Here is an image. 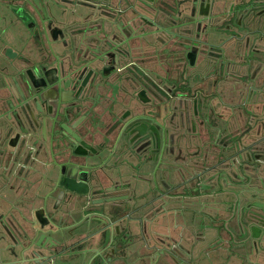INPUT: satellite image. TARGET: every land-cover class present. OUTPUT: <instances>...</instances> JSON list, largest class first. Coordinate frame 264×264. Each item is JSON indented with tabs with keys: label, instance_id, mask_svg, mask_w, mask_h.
<instances>
[{
	"label": "flooded vegetation",
	"instance_id": "flooded-vegetation-1",
	"mask_svg": "<svg viewBox=\"0 0 264 264\" xmlns=\"http://www.w3.org/2000/svg\"><path fill=\"white\" fill-rule=\"evenodd\" d=\"M141 1L0 0V228L23 223L21 247L38 233L36 249L11 264H225L222 240L237 236L221 237L223 206L261 209L251 199L241 204L237 192L236 203L216 205L211 195L234 192L226 175L218 171L210 185L201 179L226 163L237 171L242 152L248 164L262 154L225 114L239 116V80L252 78L234 68H256L245 59L244 33L264 15V0ZM84 3L100 15L83 12ZM146 33L157 34L151 50ZM200 50L205 76L190 58ZM35 161L47 172L33 181ZM252 174L244 176L249 190ZM48 185L30 211L32 191ZM7 191L29 198L13 201ZM73 194L90 201L65 206ZM239 226V238H256ZM60 240L49 258L46 249Z\"/></svg>",
	"mask_w": 264,
	"mask_h": 264
},
{
	"label": "rangeland",
	"instance_id": "rangeland-1",
	"mask_svg": "<svg viewBox=\"0 0 264 264\" xmlns=\"http://www.w3.org/2000/svg\"><path fill=\"white\" fill-rule=\"evenodd\" d=\"M138 1L140 2L141 0H138ZM82 5H83V9H82L83 12L93 14L95 10L97 15H100L101 11H97L96 7L93 8L92 6H89V3H84ZM146 9H149V8L146 7ZM156 15L157 14H155V16ZM252 41L253 39L251 38V36H248L246 45H249V48L247 49V53L249 57L248 58L245 57V59H249L252 57V59L254 60L253 65L256 66V68L251 70V66L249 63L247 66L243 64L244 65L243 67L234 68V69H237L239 74L241 71L242 73L246 71V74L251 75L252 78L251 80L250 78L239 80V86L241 87V84H242V91L244 90L243 95H240L239 98L237 96L236 98L237 100L235 102L238 107L237 113L239 114V116L234 115L232 113L230 114L228 112L227 114H225V119H226L225 122L228 123L231 119L234 118L233 120L235 122V126H237V128L240 130H243V131L247 130L246 135L250 134L249 136L245 138V141H248L249 137H251L253 144L255 142L259 143L258 149L263 150L264 149V47H262L263 50L261 47H259L256 51V49L250 48V46L252 47V45H254V43L252 44ZM208 46L209 45H206V48H208ZM227 55H228V50H227ZM261 62L263 66L261 69L258 70L257 75L254 76V73L258 69L257 67L261 64ZM149 66L151 70L155 69V66L153 63H151ZM167 70H170V69H167ZM162 72H164V70H162L161 73ZM175 72L173 74L179 77L180 81L182 80L186 81L187 77L185 73L183 72L175 73ZM240 154L239 155L241 157L237 159V164H239V162L241 164L240 169H237V171L234 170V166L236 164L233 166L230 165L231 163H227V165H224L225 168L228 170V174H230V176H236L239 173H244V175H248V173L250 172L254 173L252 175H258L256 174V171L257 172L260 171L261 173L260 176H264V164H262L263 166H260V168L255 167L256 163H254L253 166L245 165L244 163H246V161L244 159V154L243 152ZM253 155L254 157L256 156L255 153ZM260 176H258L257 179L253 178V182L256 183L257 180L259 181ZM227 194H230L228 196L225 194L227 200L233 199L231 203H236L238 201V196L235 192H231ZM254 198L257 199V197H254ZM260 199H261L260 201L264 202V196ZM262 207L264 208V206ZM227 208H228V205H226L225 210H222V213L225 214L223 216L224 218H222L221 221H219V223H216V224H217V227H220L221 229H223V233H221V237H223V235L225 237L228 236V238L237 236L236 237L237 240H233L231 242L226 241V239L222 240V243H223L222 256L223 258L226 259L225 264H264V246L261 245L264 242V229H261V234H260L261 240L260 238L259 240H256L254 238H249L247 240H244L241 235L239 238L238 235L239 233L242 232L241 227L239 225H242V227H245L247 225L248 220L252 218V217H248V215H252V214L250 212L249 213L246 212L245 214L242 213L241 218L237 222V220L233 217L236 216V210H238V208L235 210L233 208L231 209V211H228ZM256 210H259V209H256ZM258 214L263 217L261 213H258ZM257 219L259 221H262L260 216H257L256 220ZM209 230H210L209 233L213 232V229H209ZM24 231L25 230H23V232ZM213 234H218V233L216 231V232H213ZM211 237L214 238V236H210V238ZM26 243L27 242L23 243L24 245L22 246L23 248L21 246L19 247V249L21 248V255L31 253L28 251L32 246L34 247V244H35V243H31V244H26ZM201 245H199L198 248L194 247L193 250H194L195 256H198L197 254L199 252ZM34 249H36V247H34ZM258 251H259V254H258Z\"/></svg>",
	"mask_w": 264,
	"mask_h": 264
},
{
	"label": "crops",
	"instance_id": "crops-1",
	"mask_svg": "<svg viewBox=\"0 0 264 264\" xmlns=\"http://www.w3.org/2000/svg\"><path fill=\"white\" fill-rule=\"evenodd\" d=\"M261 5H263V1H262V3L258 2V5L256 6L258 8L257 10H260V8H261L260 6ZM146 34H147L146 38H148V43H149L148 44L149 45V48H146V49L147 50H151L152 45L155 44L154 40L155 41L157 40V37H156L157 34H153V33H151V34L146 33ZM244 35H249L253 39L252 44L254 43V45H252V47L250 46V48H254L257 51V49L259 47H261V48L264 47V15H262L261 17L260 16L254 17V19L252 20V24L249 27V31H247V33H244ZM9 36H10L9 39H11V40L16 39V38H14L12 36L11 33L9 34ZM160 36L164 37V40H167V39H165V37L167 35L161 33ZM213 37H214V35L208 34L207 40L210 41V39L211 38L213 39ZM170 39H171V37H168V41H170ZM170 43H171V41H170ZM246 48L248 49L249 48V45H246ZM262 50H263V48H262ZM201 52L202 51L200 50V53L198 54L197 57H194L193 56L195 59H197V60H195L197 63L195 62L196 65H194L197 68L195 69L194 72H195V75H198L199 76V73H201L200 76H205V74H206L205 71H202L203 68H200L203 65V62L205 61V59H204V55L205 54L204 53H201ZM177 53H176L177 56H181V60H183V62H186V60H188V58L186 59V57L184 55V51L177 50ZM198 60H199V62H198ZM189 73L193 74L192 71H190ZM241 87H242V84H241ZM242 131H241V133H242ZM246 137L247 136H245V138ZM258 147H259V143L255 142L254 143L253 150L254 151L260 150V149H258ZM260 151H261L262 154L261 155H256L252 160H250L251 161L250 164H247V162L244 163V164L245 165L253 166L254 163H257L259 161H264L263 160L264 149L263 150H260ZM56 158H57L58 161L60 159H64L59 154L56 155ZM37 162L38 161H35V163H33V166L36 167V168H38L39 170H36V171L34 170L33 171L32 169H29L31 171L30 179L33 180V181H35L36 179L41 178V174H43V173H45L44 175H46V172H47V171H45V163H44V165H42V163H37ZM238 162H239V160H238ZM224 165H227V163L226 164H223V167H221V169H220V167H218L217 170L216 169H213V170L207 172L205 175H203V178L201 180L205 184H207V185H210L212 183H215V181H217L216 180V177H215L216 174L219 173L218 171H222V173H224L226 175L225 177L228 180V182L225 185L226 188L229 189V190H234V192H237L239 194V196H240L239 199H240V203L241 204H244L245 200L251 199V200L255 201V205L260 206V207L264 206V202L260 201L261 200L260 198L262 196V195H260L262 193L261 191H264V187L261 184V182L264 181V176H260V174H261L260 171L259 172L256 171V174H258V175H256V179H257L258 176H260V179H259L260 182L258 180H257V182L255 184H254V182H252V187L253 188L251 190H249V188H248V182H246V179L244 178V176H245L244 173H239L241 180H239V182L237 183V182H235V180H231L229 178L230 177V174H228V170L225 168ZM230 165L233 166L234 164L231 163ZM46 166L49 167L48 164ZM54 168H55L54 169L55 170L54 171L55 175L52 173L54 176L53 175L51 176V178L53 180H55V178L57 177L56 171L58 172L57 168L56 167H54ZM234 168H235V166H234ZM49 174H51V172ZM52 182L54 183V181H52ZM258 183H260V184H258ZM49 188H50L49 185L48 186H41L40 187V190H38V188L36 190H34L35 187H32V189L34 190V191L31 190L32 193H33L32 195L36 194V196L33 197V199H32L33 204L30 205V206H32V208L30 209V211L31 210H34L33 209V206L35 208L42 206V201L40 199H38L39 198L38 197V195H39V192L38 191H41V193L45 194L46 192L49 191ZM246 188H248V189H246ZM7 194L9 195V197L13 201H15L18 198L19 199H23V200L24 199L28 200V198H29V197H25V196L23 197V195L20 196L19 193L16 194V192H12V191H7ZM211 196L213 198H215L214 199V203L216 205H219L218 202H219V200L221 198H226L225 197L226 196L225 193L222 194V195H218V196H214V194H213ZM254 197H257V199H252ZM68 199L69 198H67L66 200L68 201ZM75 199L76 200L79 199L83 205H87V203L90 201L89 200L90 197H85V199H83V198L81 199L80 197H78V198L75 197ZM52 203H53V200L52 199H49V205H52ZM0 206L3 208V211H5L7 205L4 204V203H1ZM30 206L27 205L23 201V205H22V208L23 209H24V207H30ZM191 206L194 207L195 205L193 204ZM223 209H224V206H223L222 210ZM211 211L213 212L212 209H211ZM240 211H241V209H239L238 211H236V216L233 217V218H235L237 220V222L239 221V219L241 218V215H242V212H240ZM256 212L261 213L263 215V217H264V208L263 207L261 209H259V210H256ZM23 230H25L23 223H20V226L19 227H16V226L13 225V227H11V229H9V232H7V233H6V230L0 228V253H1V256H2L3 263H5V264H11L14 260H17V259L20 258V256H21L20 255L21 254V248L19 249L20 246H19L18 242H19V239H21V237L23 235H25V231L23 232ZM93 230H94V228L91 229L90 232H92ZM49 231L50 230H47L46 234L48 236H53V233H50ZM33 236H35V238L33 237L32 243H34V241L36 240V238L38 236V233L37 234L35 233V235H33ZM57 236L59 237L58 234H57ZM55 237H56V234H55ZM260 237H261V235L259 234L255 239L256 240H259ZM260 240H261V238H260ZM70 243L72 244L73 241H70ZM84 243H87L88 244V246H87L88 249L91 248V246H92L91 245V241L84 242ZM261 245L264 246V242ZM196 246L198 247V245H196ZM80 247H81V245L75 244V246L73 247V249L76 250V249H79ZM194 247L195 246H193L192 248L194 249ZM211 253H212V251H211ZM258 254H259V251H258Z\"/></svg>",
	"mask_w": 264,
	"mask_h": 264
},
{
	"label": "water",
	"instance_id": "water-1",
	"mask_svg": "<svg viewBox=\"0 0 264 264\" xmlns=\"http://www.w3.org/2000/svg\"><path fill=\"white\" fill-rule=\"evenodd\" d=\"M201 14H203V13H201ZM186 48H188L189 49V47H186ZM193 52L190 54L191 56H190V58H194L193 57ZM196 56H197V53L195 54ZM262 164H264V161H259V162H257L255 165V167H257V168H260V166H263ZM55 165L57 166V168L58 169H62V166H63V164L62 163H55ZM241 165V164H240ZM53 191V190H52ZM51 191V192H52ZM50 192V193H51ZM49 193V194H50ZM75 197H76V194H73L71 197H69V199H68V201L67 202H65V206H68V207H71V208H79V207H81V206H84L82 203H81V201L79 200V199H75ZM251 214L254 216H252V218H250L249 220H248V222H247V225H246V228H247V230L249 229V230H252L251 232H253V235L254 236H258L259 234H261V229H264V217H262L261 215H259L258 214V212H255V211H251ZM257 216H260L261 218H262V221H259L258 219L256 220V218H257ZM253 219H255L256 221H258L259 223H257V224H254V223H252L253 221ZM60 242V243H59ZM58 244L56 245V244H51V245H49V247H48V250L46 249V251H47V254H49V258H52L51 256H52V254H54L55 253V251H56V247L58 246V245H61V243H62V241L60 240V241H58L57 242Z\"/></svg>",
	"mask_w": 264,
	"mask_h": 264
}]
</instances>
